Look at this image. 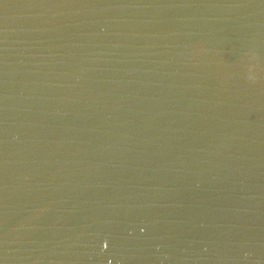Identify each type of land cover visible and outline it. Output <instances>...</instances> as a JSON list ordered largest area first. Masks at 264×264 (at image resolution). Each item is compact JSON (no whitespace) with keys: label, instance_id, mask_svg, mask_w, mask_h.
Masks as SVG:
<instances>
[{"label":"water","instance_id":"1","mask_svg":"<svg viewBox=\"0 0 264 264\" xmlns=\"http://www.w3.org/2000/svg\"><path fill=\"white\" fill-rule=\"evenodd\" d=\"M0 264H264V0H0Z\"/></svg>","mask_w":264,"mask_h":264}]
</instances>
